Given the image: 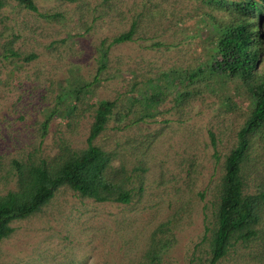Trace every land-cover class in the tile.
<instances>
[{"label":"rangeland","instance_id":"374dc122","mask_svg":"<svg viewBox=\"0 0 264 264\" xmlns=\"http://www.w3.org/2000/svg\"><path fill=\"white\" fill-rule=\"evenodd\" d=\"M82 1L35 0L36 13L11 3L5 7L7 19L0 25L3 38H15L18 51L34 52L37 57L32 62L18 60L12 67L0 64V155L6 164L30 151L38 142V123L53 112L43 141L44 153L54 155L60 138L72 148H81L89 113L76 119L77 127L71 134L72 122L66 111L70 106L58 105L56 97L72 92L78 83H92L86 101L118 97L127 103L139 99L127 121L145 118L125 134H132L130 138L149 136V149L140 145L147 151L142 158L137 157L146 173H134H145L144 192L141 199L134 197L131 205L122 206L80 201L60 189L40 214L17 223L13 236L0 244V262L63 264L68 258L72 264H128V258L140 257L152 230L164 222L172 228L174 240L161 264H189L193 246L203 233V208L211 200L208 189L218 180L223 157L235 144L242 121L241 114L233 113L226 101L228 97V101L235 100L240 112L248 109L250 102L235 83L212 81L210 87L214 89L200 86L201 95L188 102L183 111L175 109L178 85H172L164 73H185L188 67L204 62L210 50L204 47L202 37L212 32L199 22L202 8L195 0H170L161 21L153 20L152 14L145 17L142 7L148 0H112L104 6L103 0H84L83 12L79 10ZM53 13L62 14L60 21L42 17ZM137 17L140 23L132 41L112 45L113 37L126 32ZM259 32L264 37V26ZM101 42H105L106 67L98 76ZM257 70L264 72L263 56ZM135 82L139 84L133 90L131 84ZM153 95L157 96L155 104L145 102ZM47 101L55 106L44 107ZM114 125H108L105 141L109 150L114 148V141L110 142ZM121 153L114 166L122 162L130 170L138 167L127 151ZM250 153L262 171L263 138L255 140ZM135 181L132 184L137 189ZM226 264L234 263L230 259Z\"/></svg>","mask_w":264,"mask_h":264},{"label":"trees","instance_id":"16d2710c","mask_svg":"<svg viewBox=\"0 0 264 264\" xmlns=\"http://www.w3.org/2000/svg\"><path fill=\"white\" fill-rule=\"evenodd\" d=\"M59 1L77 4L82 0ZM110 1L103 0L101 4L104 6ZM195 1L202 8L198 15L199 22L212 32L202 37L204 47L210 50L204 62L188 67L185 73L177 70L173 74L171 71L164 73L168 74L166 78L172 85H178L175 109L178 113L183 111L188 102L201 95L200 86L214 89L210 87L212 81L221 85L235 83L238 89H242L244 98L249 100L250 107L240 112L241 108L235 100L228 101V97L226 101L233 113L241 114L242 121L236 131L235 144L223 157L221 174L208 189L211 200L203 208V233L193 246L188 263L226 264L232 259L234 264H264V167L260 171L255 157L250 153L255 140L264 139V72L257 70L260 57H264V37L259 32V28L264 25V22L261 23L264 21V0ZM82 2L79 10L83 12L84 0ZM171 2L148 0L142 7L145 17L152 14L153 20H163ZM9 3L30 12L38 11L35 0H0V25L7 19L3 13ZM165 4L167 6L163 7ZM42 17L60 21L62 14H45ZM138 20L137 17L126 32L113 37L111 44L132 41L139 27ZM84 28L88 31L87 26ZM195 34L193 32L192 36L195 37ZM3 35L0 31V39ZM3 39L0 43V64H6L1 66L12 67L18 60L32 62L36 59L37 54L34 52L24 54L18 51L14 47L15 38L7 36ZM104 44L101 42L98 76L106 67ZM91 84L78 83L72 92L56 97L58 105L70 106L66 111L70 113L69 121L72 123L70 127L69 122L65 126L71 129V134L77 127L74 123L76 119L81 114L89 113L90 123L81 148H72L68 141L60 138L54 155L44 153L43 141L48 134L53 112L38 123V142L30 151L19 158L7 160L6 164L3 163L4 156L0 155V244L13 236L17 223L40 214L60 189H66L80 201L93 203L111 202L129 206L134 197L138 200L142 198L146 170L140 167V159L146 154L147 148L140 145L149 149L151 143L148 142L149 136L130 138L132 134H125L126 130L135 126L134 123L143 122L145 118L140 116L137 120L127 121L139 99L136 97L124 103L116 97L113 100L89 102L86 96ZM138 84H131L132 89ZM147 89L151 91L148 83ZM156 97L153 95L145 102L155 104ZM51 104L53 102L47 101L44 107ZM110 122L115 125L111 128L114 138L110 140L114 141V148L109 150L105 140L109 137L107 132ZM210 137L215 147L214 136L210 134ZM124 151L138 162V167L130 170L122 162L121 166H114L119 153ZM133 165L136 166L135 163ZM137 171L145 173L134 176ZM135 177L138 180L137 189L132 184ZM179 209L176 216L180 215L182 207ZM172 237V228L167 223L158 225L152 230L144 252L136 260L128 258V264H161L165 250L174 240ZM0 264L16 263L1 261ZM63 264L72 262L67 258Z\"/></svg>","mask_w":264,"mask_h":264},{"label":"clouds","instance_id":"9594fccd","mask_svg":"<svg viewBox=\"0 0 264 264\" xmlns=\"http://www.w3.org/2000/svg\"><path fill=\"white\" fill-rule=\"evenodd\" d=\"M263 22H264V21H261V23H263ZM261 23H260V24H261ZM263 26H264V25H263Z\"/></svg>","mask_w":264,"mask_h":264}]
</instances>
